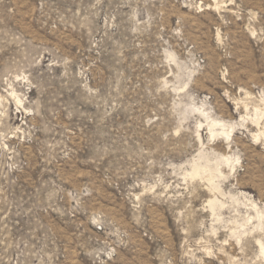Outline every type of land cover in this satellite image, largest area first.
I'll list each match as a JSON object with an SVG mask.
<instances>
[{
  "label": "rangeland",
  "instance_id": "obj_1",
  "mask_svg": "<svg viewBox=\"0 0 264 264\" xmlns=\"http://www.w3.org/2000/svg\"><path fill=\"white\" fill-rule=\"evenodd\" d=\"M0 264H264V0H0Z\"/></svg>",
  "mask_w": 264,
  "mask_h": 264
},
{
  "label": "bare ground",
  "instance_id": "obj_2",
  "mask_svg": "<svg viewBox=\"0 0 264 264\" xmlns=\"http://www.w3.org/2000/svg\"><path fill=\"white\" fill-rule=\"evenodd\" d=\"M218 123H219V122H218ZM225 126H226V125H225ZM223 128H224V125H223ZM224 129H225V128H224ZM224 129H223V130H224ZM228 130H229V129H228ZM211 131H212V130H211ZM212 132H213V131H212ZM213 133H214V132H213ZM223 133H225V132H223ZM228 133H229V132H228ZM228 133L226 132V134H228ZM228 136H229V135H228ZM252 203H254V202H252ZM255 203H256V202H255ZM257 205H258V204H257ZM257 215H258V214H257ZM261 215H263V214H261ZM261 215H260V216H261ZM251 219H252V218H251Z\"/></svg>",
  "mask_w": 264,
  "mask_h": 264
}]
</instances>
